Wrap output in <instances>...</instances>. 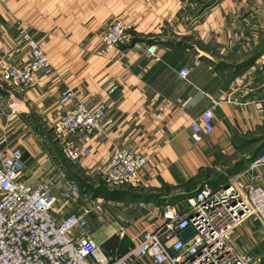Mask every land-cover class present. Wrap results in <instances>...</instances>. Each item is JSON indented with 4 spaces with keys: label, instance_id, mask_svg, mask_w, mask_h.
Returning a JSON list of instances; mask_svg holds the SVG:
<instances>
[{
    "label": "crops",
    "instance_id": "1",
    "mask_svg": "<svg viewBox=\"0 0 264 264\" xmlns=\"http://www.w3.org/2000/svg\"><path fill=\"white\" fill-rule=\"evenodd\" d=\"M201 6L191 11L186 0H0V63L27 61L16 32L21 25L54 69L24 85L0 80V154L19 148L22 180L51 185L55 217L84 213L85 232L106 255L154 230L163 206L187 211L198 188L216 187L249 163L226 178L218 175L225 162L237 161L233 169L240 153L254 159L264 152V0ZM115 18L125 23L126 37L104 52L98 36ZM183 67L189 70L184 79L178 75ZM66 85L76 96L61 105ZM216 100L212 130L193 141L189 122ZM76 101L104 109L101 133L64 136L57 122ZM66 145L89 153L70 162ZM118 146L148 160L132 180L110 185L100 169ZM253 176L264 184V167ZM71 182L79 191L65 198ZM244 223L246 231L257 226L262 233L256 222Z\"/></svg>",
    "mask_w": 264,
    "mask_h": 264
},
{
    "label": "built area",
    "instance_id": "2",
    "mask_svg": "<svg viewBox=\"0 0 264 264\" xmlns=\"http://www.w3.org/2000/svg\"><path fill=\"white\" fill-rule=\"evenodd\" d=\"M126 29L121 19H113L98 36L102 50H115L126 37ZM16 32L28 49V59L20 65L0 63V80L24 85L34 75L52 76L54 69L39 44L21 25L16 26ZM145 53L153 55L150 49ZM188 73L186 67L178 71L183 79ZM75 96L74 89L66 85L58 95V103L65 105ZM218 102L214 101L189 122L193 141H200L212 130V113ZM103 114L102 107L91 109L83 101H76L62 112L57 126L65 137L78 131L101 133ZM63 153L75 162L89 149L66 145ZM147 160L145 155L123 146L114 147L100 173L110 185L122 184L132 180ZM262 166L264 152L216 187L198 188L187 211L163 206L161 222L154 230L142 232L124 251L115 248L111 255H106L85 232L84 213L55 217L51 185H31L22 180V152L13 148L9 155L0 154V264H134L144 258L151 264H257L259 259L239 253L229 237L242 223L251 220L259 225L264 240V184L253 181V172ZM246 175L249 179H245ZM78 191L77 183L71 182L63 196L72 198ZM187 226L194 232L183 240L179 232ZM122 235L120 232L119 236Z\"/></svg>",
    "mask_w": 264,
    "mask_h": 264
},
{
    "label": "rangeland",
    "instance_id": "3",
    "mask_svg": "<svg viewBox=\"0 0 264 264\" xmlns=\"http://www.w3.org/2000/svg\"><path fill=\"white\" fill-rule=\"evenodd\" d=\"M206 1H210V0H186V3H187L188 9H191L192 11V10H197ZM253 147H254V144L251 143L248 147H246L245 150L247 151L248 149H252ZM259 147L260 146L258 145L257 149ZM245 154L246 155H243L240 153V155L237 156L238 158H240L238 159V161H241V160L245 161L246 159L250 161L253 159V157L250 158L248 156L249 154L247 153ZM232 159L234 160L236 159L235 154L232 156ZM231 161L232 160L224 163V167L220 169V172L218 173V175L226 176L227 178L228 177L227 174H233L237 171V169H239L237 168L236 170H230L231 166H233L237 162V161L236 162H231ZM244 224L245 223H242L241 227L237 228L238 229L236 233L237 237L234 240H232L233 245L239 253L252 255L256 257L257 259H259L257 264H264V240H261L262 233L257 228V226H251L246 231V229H244ZM149 264L151 263L149 262Z\"/></svg>",
    "mask_w": 264,
    "mask_h": 264
},
{
    "label": "water",
    "instance_id": "4",
    "mask_svg": "<svg viewBox=\"0 0 264 264\" xmlns=\"http://www.w3.org/2000/svg\"><path fill=\"white\" fill-rule=\"evenodd\" d=\"M194 230L191 226H187L184 229H182L179 232V236L183 239L186 240L188 239L192 234H193Z\"/></svg>",
    "mask_w": 264,
    "mask_h": 264
},
{
    "label": "trees",
    "instance_id": "5",
    "mask_svg": "<svg viewBox=\"0 0 264 264\" xmlns=\"http://www.w3.org/2000/svg\"><path fill=\"white\" fill-rule=\"evenodd\" d=\"M209 2V4L211 3V2H213V0H210V1H208ZM243 163H244V161H239L238 163H237V165L233 168V169H230V170H236L239 166H241V165H243Z\"/></svg>",
    "mask_w": 264,
    "mask_h": 264
}]
</instances>
